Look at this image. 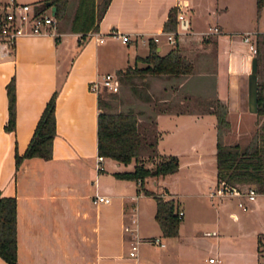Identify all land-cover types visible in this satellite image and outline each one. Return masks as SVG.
Returning a JSON list of instances; mask_svg holds the SVG:
<instances>
[{
  "label": "crops",
  "instance_id": "crops-1",
  "mask_svg": "<svg viewBox=\"0 0 264 264\" xmlns=\"http://www.w3.org/2000/svg\"><path fill=\"white\" fill-rule=\"evenodd\" d=\"M179 1H183L180 8L188 23L177 29V21L171 29H176L178 48L192 60V70L179 75L138 72L124 80L131 86L139 74L137 83L145 85L146 92L154 97L149 81L154 79L152 85L158 86L157 79L163 77L168 82L162 83L163 93L158 99L174 103L172 90L184 87L203 101L214 95L221 98L231 127L240 120L252 121L257 113L247 107L252 54L243 34L246 30L250 35L264 30L260 27L264 0L258 10L256 0H250L252 19L248 17L241 26L233 25L227 14L234 11L241 16L234 6L245 0H206L207 4L203 0ZM177 2L109 0L95 28L71 29V15H64L58 18L56 34H20L12 44L0 39V192L15 196L16 256L20 264H264V191L255 189L252 198L208 193L216 181L214 112L193 106L155 114L157 149L178 157L177 168L167 174L175 175L182 188L186 185L195 204L191 208L194 217L188 220L190 207L176 196L181 192L163 184L165 190L160 194L173 197L176 210H181L173 235L163 234L154 217L153 194L139 188L135 179L113 173L131 168L133 159L124 163L103 155L102 166H95L97 92L103 86L91 88L90 81L112 71L119 85V69L145 64L140 56L147 53L148 40L155 33L159 34L157 51L165 52L171 44L159 31L164 29L169 7ZM74 4L75 0L73 8ZM201 15L206 24L198 23ZM90 30L104 38L97 40ZM112 31L126 32L128 39L122 41ZM161 40L166 43L164 48ZM11 75L15 119L14 127L6 129L5 82ZM53 90L51 155L23 156L15 166L14 149L22 151L25 147ZM182 99V95L177 98ZM165 175L161 176L164 181L160 178L163 182ZM94 191L109 194L110 199L95 202L91 199ZM227 195L236 200L237 208L226 204ZM229 225L234 231H228ZM152 236L163 243L152 241ZM135 238L137 245L131 254L130 244ZM201 250L208 254L199 256ZM211 255L216 260H209ZM0 264L10 263L0 255Z\"/></svg>",
  "mask_w": 264,
  "mask_h": 264
},
{
  "label": "trees",
  "instance_id": "trees-1",
  "mask_svg": "<svg viewBox=\"0 0 264 264\" xmlns=\"http://www.w3.org/2000/svg\"><path fill=\"white\" fill-rule=\"evenodd\" d=\"M47 0H41L40 6L46 5ZM109 0H75L74 8L69 19V27L74 30L95 28L97 20L105 10ZM263 0H256L259 9ZM55 4V14L59 17L64 14L63 8L68 0H48ZM177 5L169 7L163 28H174L177 22ZM257 60V108L256 112L264 114V79L259 77L264 70V30L255 32ZM147 53L141 55L145 64L141 66H126L119 69L120 80L130 78L132 73H168L185 74L192 70L193 62L177 45L173 44L163 53L156 49L157 43L149 38ZM130 68V69H129ZM131 71V72H130ZM139 75V74H138ZM145 82V80H143ZM137 82L131 85L133 90L143 99L151 102L149 110L145 112L140 107H114L115 93L105 87L97 92V125L96 148L98 153L108 155L121 162L134 160L133 166L128 169H117L113 173L120 177H129L138 182L144 192L152 193L155 198L154 217L163 234L173 235L177 232L180 212L176 210L173 197L162 196L159 191L153 190L145 184L147 178L154 182L158 177L174 171L178 166V157L173 152H160L157 149L158 129L155 114L158 111L170 109H188V103L183 99L178 104L153 97L146 92L145 85ZM142 88V89H140ZM6 118L4 127L12 129L15 119V82L11 75L5 82ZM56 90H53L45 100L35 121L29 139L22 151L14 149V164L17 166L23 156L51 155L52 137L55 133V102ZM189 98V96L187 95ZM186 98V95H184ZM195 100H199L197 97ZM206 107L216 116L215 138V175L216 181L224 179L237 187L253 186L256 190L264 191V123L254 135L251 143L240 144L238 141L226 142L223 138L229 126L226 116V104L217 97L211 96L205 100ZM183 105V106H181ZM181 106V107H180ZM202 109V108H196ZM144 157H148L147 162ZM164 186V185H163ZM165 188V186H164ZM16 200L14 194L0 192V255L10 264H20L16 256ZM260 239L257 241L259 250Z\"/></svg>",
  "mask_w": 264,
  "mask_h": 264
},
{
  "label": "built area",
  "instance_id": "built-area-1",
  "mask_svg": "<svg viewBox=\"0 0 264 264\" xmlns=\"http://www.w3.org/2000/svg\"><path fill=\"white\" fill-rule=\"evenodd\" d=\"M183 1L177 2L178 10L176 12V18L178 21L177 29L185 28L188 19L183 14L180 5ZM57 15L55 10L53 11L50 4L40 6L39 2H30L25 0H0V39L7 44H12L16 36L20 34L28 33H57ZM176 29H162L159 31L165 35L167 40H174V32ZM90 33L96 37L97 40H102L104 36L95 30H90ZM112 34L118 35L122 41L128 39V34L121 31H112ZM159 34L155 33L153 39L157 40ZM243 39L247 41L250 53L253 54L256 50L255 41L250 39V32L246 30L243 34ZM103 86L109 90H116L118 88L117 79L112 71H104L100 73L99 77L94 78L90 81L91 88H97ZM103 154H96L95 166L101 167ZM209 194H245L248 198H252L255 193V188L251 185L246 187H237L235 184L226 182L224 179L215 181L213 186L208 191ZM93 201H108L110 195L94 191L91 195ZM241 203V201H238ZM179 212L181 210L179 209ZM152 241L163 243L158 236H152ZM137 245V238H135L130 246L129 252L135 253ZM209 260H216L215 256H208ZM217 264H222L218 262Z\"/></svg>",
  "mask_w": 264,
  "mask_h": 264
},
{
  "label": "rangeland",
  "instance_id": "rangeland-1",
  "mask_svg": "<svg viewBox=\"0 0 264 264\" xmlns=\"http://www.w3.org/2000/svg\"><path fill=\"white\" fill-rule=\"evenodd\" d=\"M203 3H206V0H203ZM207 4V3H206ZM201 5V4H200ZM236 6H234V9L238 10L241 12V16H236L237 12H230V14H227V17L228 19H231V21L233 22V25H238V26H241V25H244L245 22L250 17V13H251V4H250V0H245L242 5H239V4H235ZM202 7V6H201ZM204 8H202L200 11L201 13H203V10ZM72 10H73V0H71L70 2H67L63 8V12L64 15H66V17L70 16L71 13H72ZM254 12V11H252ZM62 16H59L57 18L61 19ZM209 18V21H211L210 23L212 24L213 21H212V18L211 16L208 17ZM252 19V18H251ZM205 20H207L204 16H200V18L198 19V23L202 24L205 22ZM263 24L260 26V27H264V22H262ZM206 24V23H204ZM181 34V33H179ZM182 35H180L181 37ZM254 38H255V32L250 35V39L252 41H254ZM169 41V44H173L174 40L171 41V40H168ZM161 44L163 45V48L166 46V43L164 41L161 40ZM261 78L264 79V70L261 71V75L259 76ZM139 75H135L134 76V80L136 82H139ZM150 80V79H149ZM154 80V79H153ZM153 80L149 81L151 83L150 85V88H151V91L154 95V97H158L159 95H161L163 93V86H162V83L163 82H168L167 79L165 78H158L157 79V82H158V86H154L152 85L153 84ZM139 86V85H138ZM115 93V99H113V101L115 102L114 104V107H127V106H134V107H140L142 110H144L145 112H147V110H149L150 108V104L151 102L150 101H145V100H141L139 97H138V94L133 90V88L129 85V83L125 80H120L119 82V85H118V88L116 90H114ZM172 92H174L175 94V97L173 95V99L176 98V101L178 96L182 95H188L189 98H184L182 101L181 104H183V102H186L188 103V106L189 108L190 107H196V108H205L206 107V102L203 101L202 99H200V97H198L196 95V93H191L189 92L186 88L184 87H177L176 90H172ZM195 95V96H194ZM198 98L199 100H195V98ZM175 101V106L178 104L177 102ZM183 106V105H181ZM180 106V107H181ZM233 119V118H231ZM229 120V119H228ZM261 123H264V114H259V113H256L255 115V118L252 120V121H249L247 123H245L243 120H240V124L237 125L235 124L234 127H231L230 126V120H229V126L228 128L225 130L224 134H223V139L226 141V142H233V141H238L240 144H248V143H251L253 141V137L254 135H256V131L259 129V126ZM246 125H247V128H246ZM249 127V128H248ZM233 128V129H232ZM236 129L238 131H236ZM162 152V151H161ZM146 159L147 162L151 163L150 161H148V157H144ZM167 176V177H166ZM175 175H165L164 176V179L166 182H163V178L162 177H158V181L156 182H153L152 178H147V180H145V184H147L150 188L152 187L153 190L155 191H164L165 188L163 186V184H167L168 187L170 186L172 189L178 191V192H181L180 194L178 193L176 196H178V198L180 199L181 203L185 204V206L187 207H190L188 208V215H187V219L188 220H192V217H194L193 215V212H192V209H193V206H195L194 202H193V199L191 196H189L187 194V191L188 189L186 188V185L182 188L179 184V181L174 177ZM163 181H161V179ZM213 186V185H212ZM169 187V189H171ZM162 195V194H161ZM164 196V195H162ZM206 197H209L208 195H206ZM213 197H216V196H213ZM226 204L231 207V208H237L238 205H237V202L236 200L233 198V197H230L227 195L226 197ZM192 208V209H191ZM229 219V217H227ZM227 222V221H226ZM228 231L232 232L234 231V227L232 225H229V228H228ZM159 236H161V238L163 239H166L165 237H163L162 235L160 234H157ZM156 248L159 249V245L155 244ZM201 257H203V255H207L208 252L206 250H201L200 253H199Z\"/></svg>",
  "mask_w": 264,
  "mask_h": 264
},
{
  "label": "water",
  "instance_id": "water-1",
  "mask_svg": "<svg viewBox=\"0 0 264 264\" xmlns=\"http://www.w3.org/2000/svg\"><path fill=\"white\" fill-rule=\"evenodd\" d=\"M48 4V0L46 1ZM52 10H55V4H50ZM247 107L250 110L257 108V60L256 55L252 54L250 60V70L247 74Z\"/></svg>",
  "mask_w": 264,
  "mask_h": 264
}]
</instances>
